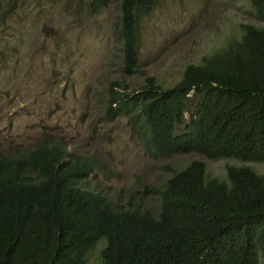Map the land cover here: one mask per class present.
<instances>
[{"label":"trees","instance_id":"16d2710c","mask_svg":"<svg viewBox=\"0 0 264 264\" xmlns=\"http://www.w3.org/2000/svg\"><path fill=\"white\" fill-rule=\"evenodd\" d=\"M112 1L91 0L89 8L101 13ZM158 2L119 1L121 72L143 85L110 86L103 119L126 118L153 161L194 153L264 163V28L241 25L238 39L187 64L180 80L164 88L139 66V16ZM249 2L264 21V0ZM12 12L0 2V22ZM161 168L171 174L162 186L142 185L160 200L156 218L134 194L111 195L89 183L90 176L115 174L62 140L47 137L32 150L0 154V264H85L101 240L100 264H259L264 174L229 165L222 181L208 176L201 160L176 172Z\"/></svg>","mask_w":264,"mask_h":264},{"label":"rangeland","instance_id":"374dc122","mask_svg":"<svg viewBox=\"0 0 264 264\" xmlns=\"http://www.w3.org/2000/svg\"><path fill=\"white\" fill-rule=\"evenodd\" d=\"M90 1L0 0L2 6H13L0 22V154L32 150L47 137L62 140L69 151L96 156L115 174L111 179L90 176L89 183L107 187L111 195L120 190L134 194L156 218L160 200L144 194L142 185L162 186L171 176L164 165L176 172L201 160L208 176L222 181L229 165L264 174V163L208 160L194 153L153 161L126 118L105 121L108 88L125 82L138 90L143 79L121 72L114 33L120 0L101 13L91 12ZM138 24L140 70L164 88L180 80L187 64H198L238 39L241 25L264 28L249 0H159ZM192 112L189 106L186 120ZM104 246L99 241L85 264H100Z\"/></svg>","mask_w":264,"mask_h":264},{"label":"clouds","instance_id":"9594fccd","mask_svg":"<svg viewBox=\"0 0 264 264\" xmlns=\"http://www.w3.org/2000/svg\"><path fill=\"white\" fill-rule=\"evenodd\" d=\"M109 89V88H108ZM176 131V130H175ZM176 133V132H175ZM177 134V133H176ZM178 134H180V133H178Z\"/></svg>","mask_w":264,"mask_h":264}]
</instances>
